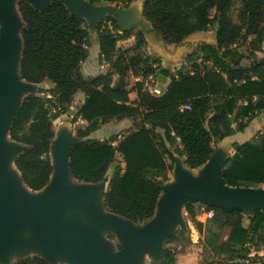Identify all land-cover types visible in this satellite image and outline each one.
Masks as SVG:
<instances>
[{
  "label": "trees",
  "instance_id": "obj_1",
  "mask_svg": "<svg viewBox=\"0 0 264 264\" xmlns=\"http://www.w3.org/2000/svg\"><path fill=\"white\" fill-rule=\"evenodd\" d=\"M130 1L122 0V5ZM114 2L117 0H89L92 5ZM17 7L24 23L20 32V77L32 83L52 84L23 97L8 129L10 139L25 145L14 157V165L33 191L49 182L54 120L77 91L85 95L77 110L85 125L76 130L77 136L85 137L112 120L138 118L133 123L135 128L120 138L115 133L107 138L80 140L68 153L71 177L107 182L102 192L105 208L133 222L154 215L161 191L155 176L170 167L167 159L174 162L176 155L186 166L198 167L210 158L215 142L243 131L258 112L264 111V0H143L144 18L160 40L178 48L173 54L153 44L148 47L152 53H133L132 48L147 47L140 30L134 33L132 46L118 47L117 41L129 36L130 31L120 32L116 20L106 15L97 22L96 34L98 59L109 69L87 77L80 72L87 57L85 20L62 0H50L42 10L27 0H18ZM243 40H248V56L237 47ZM180 46H188L190 51ZM163 58L168 64H184L172 73L173 65L162 66ZM244 58H250V63L242 64ZM129 72L142 78L160 73L169 82L156 96L145 88L143 79L128 87ZM131 90L136 92L135 100H130ZM186 104L188 108L183 107ZM231 117L237 118L235 127L230 124ZM232 148L234 152L221 172L226 184L264 189V129L251 140L234 142ZM108 171L111 173L107 177ZM183 203L201 230L194 202L184 199ZM206 209L212 210L213 220L229 227L220 244L225 258L207 264H244L246 254L240 250L245 244L255 236L264 242L260 234L264 232V211L255 208L245 227L240 209L217 205H206ZM173 238L171 234L167 241ZM175 260L174 251L165 246L162 260L150 264H175ZM12 264L64 263H50L31 253Z\"/></svg>",
  "mask_w": 264,
  "mask_h": 264
},
{
  "label": "water",
  "instance_id": "obj_2",
  "mask_svg": "<svg viewBox=\"0 0 264 264\" xmlns=\"http://www.w3.org/2000/svg\"><path fill=\"white\" fill-rule=\"evenodd\" d=\"M27 1L39 10L44 9L50 3V0ZM62 1L74 13L72 10L75 8L68 6L64 0ZM17 2L18 0H0V261L6 260L7 248L12 243V237L23 228H30L31 232L38 237L18 241L17 245L21 249H33V251L17 256L14 261L23 255L35 253L44 257L50 263L131 264L136 255L144 249L157 251V256L162 260L163 248L159 250L160 243L169 236L173 227L180 223L181 220L178 217L177 208L183 204L184 199L199 200L225 209L237 208L241 210V213L243 207L253 208L254 210L264 206V197L257 196L258 191L264 189L227 185L221 176L224 168L217 176L214 175L213 171L202 179L196 180H192L179 172V181L172 186L160 183L161 191L154 212V214L157 212L156 216L153 215L149 218V221L135 229H130L121 223L114 222L123 237L118 251L109 254L100 240H96L94 243L81 241L75 244L64 241L62 233L68 230L69 227L62 225L56 219V214L65 205L84 203L83 194L74 196L65 192L67 180L86 182L77 181L71 177L68 157L71 145L77 141L84 140V137L77 135L73 137V135L71 136V141H68L69 138L63 137L55 142L56 130L54 129V137L49 148L52 173L49 182L43 188L47 185L49 187L44 191V194H42L43 192L40 193L37 198L26 197L24 195L26 192L19 188L18 182L25 188H30L24 184L19 171L14 165V157L25 148V145L10 139L8 129L23 97L28 92L38 90L39 84L25 81L19 74V60L22 52L20 32L24 23L18 10ZM131 2L128 6V12L124 14L123 11L127 7L103 9L102 7L105 8L104 4L92 5L89 1L85 5L89 6L92 13L95 11L93 19L95 28L103 13H108L116 20L118 30L121 32L127 30V28L122 27L119 19L122 17L125 22H131L139 11V2L136 0ZM93 8H102L103 10L97 13L98 10ZM76 9L83 10L81 7ZM112 12L113 14L111 15L110 13ZM142 33L144 35L146 33L153 34L159 45L163 46L168 54H171L167 49V43L158 38L152 27ZM171 46L175 47L174 45ZM6 136L10 143L6 141ZM15 143L21 144L23 148L16 152ZM174 157V163H179L180 158L176 155ZM8 164L14 166L19 174L18 177L10 171L7 167ZM102 183L103 181L97 182V184ZM43 188L35 191H40ZM0 264L2 263L0 262Z\"/></svg>",
  "mask_w": 264,
  "mask_h": 264
},
{
  "label": "crops",
  "instance_id": "obj_3",
  "mask_svg": "<svg viewBox=\"0 0 264 264\" xmlns=\"http://www.w3.org/2000/svg\"><path fill=\"white\" fill-rule=\"evenodd\" d=\"M136 1H138L140 5H139L138 14L135 17V19L128 23L122 20L123 19L122 17L119 19L120 24H122V27H126L127 30L130 31V35L118 40L117 41L118 47L120 46L119 43L125 44L128 41L130 42L128 47L132 46L135 42L134 31L140 30L142 32H146L151 29L149 22L142 15V10H141L142 0H136ZM129 3L126 6L124 5L118 6V8L127 7L123 11V14L128 12V6L132 2L130 4ZM116 8L117 7H114V9ZM72 11L85 19L84 13L82 12L81 9L75 8ZM132 28H134V30H132ZM144 38L147 42V47H142V51L144 52V55H147V53H152L153 51V50L148 49L149 44H153V46L157 48V46H159V43L157 39L154 37V35L151 33H146L144 35ZM132 39L134 40L133 43H131ZM166 45H167L168 51L171 54H173L174 52L178 50V48L176 47H172L171 45H168V44ZM123 48H126V47H123ZM179 49H184L187 52L190 51V47L188 46H181L179 47ZM170 64L173 65L170 67V71L174 73L177 68H179L181 65L184 64V61L170 62ZM170 64H168V61L164 60L163 58L162 66L170 65ZM108 69H109V65L106 62L100 61L98 59V44L96 45L95 56L91 60H88L86 57V59L81 63V66H80V72L82 76L84 77H87L90 75H96L99 73H105L108 71ZM129 74L134 76L135 81H139L143 79L144 86L146 87V89L151 94L156 95V96L160 95L165 90L169 82V78L160 73L150 74L146 76L145 78H142L141 76H135L131 72H129ZM116 77L117 76L114 75V78ZM84 97L85 95L82 91H77L73 96V98L80 99L79 106L84 100ZM129 97H130V100H135L137 97L136 92L134 90H131L129 93ZM259 116L261 117V119L255 125L257 126L256 129L254 131H248L247 128L249 127V124L251 123V121H253L257 117L259 118ZM79 121L82 124L81 127H83L85 125V121L82 120L81 118H79ZM114 122L115 124H118L119 122H124L123 125L118 126V128L115 129L116 132H113L114 134L115 133L117 134V132L121 130V128H124V127L128 128L131 124L130 118H123L120 120H116ZM102 129L103 128H98L97 130L92 131L89 135L85 136L84 139L107 138L108 136H104L101 134ZM263 129H264V111H260L254 116L252 120H250V122L246 125L243 131H235L234 133L227 135L224 138H222L220 141H218L217 142L218 145L215 150V153L212 154V157L206 163L198 167L190 168L184 164L183 158H180L179 164L175 165L174 163V165L172 166V171L174 172V176H172L171 174L170 178H167L164 180H162L161 178L157 176H155V178L159 182H162V184L164 185L172 186L173 184L179 181V177H178L179 172L184 174L186 177L192 180L202 179L205 175H208L210 174V172L212 173L213 171H214V175L217 176L221 172V170L226 167L227 160L232 156L234 152V149L232 148V144L234 142L241 143L247 140H251L258 132H261ZM73 137H76V134H74ZM120 137L121 135L118 134V138ZM14 145L16 148V152L23 148L21 144L15 143ZM10 171L16 177H18L19 174L15 170L13 165H11ZM165 171L169 172L170 170L168 168ZM108 172H107V177L111 173L110 171ZM106 185H107V182H104V181L102 184L91 183V182H76L74 180L66 181V186H65L66 194L74 195V196L83 194L84 203L75 204V205H65L58 210L56 214V219L62 225H66L69 227L68 230L62 233V239L64 241L69 242L71 244H75L81 241H88V242L94 243L96 240H100L101 243L107 249V252L109 254H112L119 250V249L113 250L112 248L113 244H118L121 246L122 241H123L122 234L120 230L116 227L114 222L121 223L130 229H135L137 227L142 226L147 221H149V219H146L141 222H133L115 213L108 211L103 204V197H102V191L104 190V188H106ZM18 186L22 189L23 192H26L24 193L26 197L32 198V199L39 197V194L44 192L49 187V185H47L45 188H43L40 191H31L30 189L25 188L20 182H18ZM257 196L264 197V190L258 191ZM193 202L194 203L201 202L204 204V206L209 205L199 200L193 201ZM259 209L264 211V206L259 207ZM252 210L253 208H247V207L242 208V215H243L242 223L245 227L248 226L250 218L252 217ZM177 211H178V217L180 218L181 221L180 223H177L173 227V229L171 230L169 234V236L173 234L174 238L170 241H167L169 236L163 239V241L160 243L159 250L167 246V244H170L173 241H176V236L180 235L179 233L181 231L185 232L186 223L182 218V212H185L186 216H189V215L184 208V203L177 208ZM208 212L212 215V210L206 209L205 207L197 215L198 220L202 222L201 230H199L197 226L194 225L193 221L189 218V222H192V224L190 225L191 226L190 235L197 236L198 238L202 240L201 243H199V241L197 243V241H195L197 239H194L193 237H191L189 241L187 242V246L197 249L196 254L198 255L197 256L198 259L196 260V262L192 264H207L209 262H214V261L222 260L225 258V255L220 252V244L223 240L226 239L228 232H229V227L224 226L220 222L213 220L212 217L209 214H207ZM154 215L156 216L157 212ZM207 226L211 228L216 227V229L218 230L217 239H216L217 241H213L214 239L212 240V239L207 238ZM192 229H195V235L193 233L194 230ZM176 230H179V231L177 232ZM260 234L264 236V232L263 233L261 232ZM37 237H38L37 235L31 232L30 228H27V229L23 228L22 230L17 231L14 234V237H12L13 239L11 240L12 243H10L9 247L7 248L8 251L6 254V260H1L0 262L2 264H11L17 256L23 253H26V252H22L16 255L14 254L15 256L11 260H9V257L11 255L10 251L13 250V248L17 245V242L20 240H23V241L30 240V239H34ZM190 240H192V243L190 242ZM255 241L258 242V239L256 238V236L254 237L253 240H250L249 242H247L243 250L241 249L240 251L247 255L248 253H253L255 251H261L262 249H264L263 241L259 240L261 243L259 246H257L258 243L256 244ZM175 243L176 242L172 243V245H168V247H170L174 252L176 251L175 253V257H176L179 253H181V251L179 249L175 250V247L177 246ZM24 251H33V249H28ZM261 252L264 253V251H261ZM160 260L161 259L157 256V251H153L151 249H144L136 255V257L134 258L131 264H150L151 262H157ZM176 261L177 260H175V264H179L178 263L179 260L177 261V263ZM180 261L182 262L184 260L181 259ZM242 261L244 262V264H258V263L246 261L245 259H243ZM63 262H69V261H63ZM70 263L74 264L73 262H70Z\"/></svg>",
  "mask_w": 264,
  "mask_h": 264
},
{
  "label": "rangeland",
  "instance_id": "obj_4",
  "mask_svg": "<svg viewBox=\"0 0 264 264\" xmlns=\"http://www.w3.org/2000/svg\"><path fill=\"white\" fill-rule=\"evenodd\" d=\"M65 3L68 5V6H71L73 8H83L82 12L84 13L85 11V14H84V17H85V26H86V29L88 31V38H87V41H88V45H87V59L88 60H91L94 56H95V51H96V45L98 44L97 41L98 39L96 38L97 35H96V28L93 23V19L95 17V11L94 13H92V11L89 9V6H86L85 4L88 2L87 0H64ZM118 2L116 3H110V4H104L105 5V8L102 7L103 9H107V8H113V7H117L118 6H122V1L121 0H117ZM238 5L236 4L233 8V17L234 19H236V9H237ZM100 8H93L94 10H98L97 13H100V11H102L103 9ZM113 14V12L111 13V15ZM106 15H109L108 13H103V15L100 17L103 18L104 16ZM91 17V18H90ZM90 18V20H89ZM109 24V22H108ZM132 30H134V28H132ZM90 32V33H89ZM91 32H94L91 34ZM136 31H134L135 33ZM210 32H213L210 31ZM209 32V33H210ZM133 39L131 40V43H133ZM129 41L126 42L125 44H122V43H119V47L123 48V47H128L129 45ZM239 51L244 53L246 56H248V54L250 53V49H249V46H248V40H243L239 43V45L237 46ZM132 52L133 53H139L140 55H143L144 56V52L142 51V49H135V48H132ZM260 55V54H258ZM251 59L250 58H244L242 59L241 63L242 64H248L250 63ZM84 70V69H83ZM127 82H128V87H131L133 84H134V76H132L131 74H128L127 75ZM52 84L48 81H44L42 83L39 84L38 86V90L41 89V88H49L51 87ZM35 87V86H33ZM146 88V87H145ZM79 103H80V99L79 98H73L68 104H66L65 106V111L63 113H61L59 115V117L57 119L54 120V129L56 130V136H55V142L63 137H67L69 138L68 141H71L72 137L74 134H76V130L79 129V127L82 126L81 122L79 121V118L77 116V110H78V107H79ZM214 109V106H211L210 107V111H212ZM261 119V117L259 116V118H255L253 121H251V123L249 124V127L247 128L248 131H254L256 129L257 126H255L259 120ZM131 120V124L128 128H121V130H119L117 132V134L119 135H124L127 133V131L129 130H132L134 129V121L135 123L138 121V118H136L135 120L130 118ZM115 120H112L106 124H104L103 126H101L100 128H103L102 129V132L101 134L104 135V136H110L112 134H114L113 132H116L115 129L118 128V126H121L123 125L124 122H119L118 124H115L114 122ZM236 122H237V118L236 117H231L230 118V124L232 127H235L236 125ZM83 123V122H82ZM84 124V123H83ZM156 133L158 135H160V130H156ZM242 133V132H241ZM100 135V134H98ZM6 141L8 143H10V140L8 139V137L6 136ZM54 142V143H55ZM217 142L214 143V146H213V152L215 153V150L217 148ZM53 152V150H52ZM117 158L119 159L118 155H117ZM167 163L170 165L169 167V172L167 171H164L162 172L161 174H156L157 177L161 178L162 180L164 179H167V178H170L171 174L172 176H174V172L172 171V166L174 165V162H172L170 159H167ZM179 163L175 164V165H178ZM109 174V172H108ZM162 184V182H160ZM206 206H204L203 203L201 202H195L194 203V213L196 215L199 214L200 211H202ZM182 218L183 220L185 221L186 223V227H185V232L181 231L178 235L176 236V241H173L172 243L176 242L175 244L177 245L175 247V250L176 249H179L181 251V253H179L177 256H176V260L178 261L179 260V264H192L194 262H196V260L198 259L197 258V249L196 248H193V247H189L187 246V242L189 241V239L191 237H193L194 239H197L195 241H199V243H201V239L198 238L197 236H191L190 233H191V224L192 222H189V216H186V213L185 212H182ZM191 219V218H190ZM197 219V217H196ZM196 222V220H194ZM193 221L194 225L196 226L195 222ZM194 228V227H193ZM183 229V228H182ZM194 230V235H195V229H192ZM177 232L179 230H176ZM217 229L216 227H208L207 226V238L209 239H214L213 241H217ZM199 239V240H198ZM190 242L192 243V240H190ZM189 242V243H190ZM172 243L170 244H167L168 245H172ZM255 243L257 244V246H259L261 243L260 241L258 240L255 241ZM120 245L118 244H113V250L115 249H120ZM23 248V247H22ZM183 251V253H182ZM22 252H26V253H29L31 251H24L23 249H21L18 245H16L13 250L10 251V257H9V260H11L16 254H19V253H22ZM176 253V251L174 252ZM15 254V255H14ZM181 259H183L184 261H180ZM176 261V263H177ZM259 264H264V259H261Z\"/></svg>",
  "mask_w": 264,
  "mask_h": 264
},
{
  "label": "built area",
  "instance_id": "obj_5",
  "mask_svg": "<svg viewBox=\"0 0 264 264\" xmlns=\"http://www.w3.org/2000/svg\"><path fill=\"white\" fill-rule=\"evenodd\" d=\"M183 107L188 108L189 106L186 104ZM207 214L212 216L209 212ZM261 251H264V249H262ZM261 251H255L253 253H248L246 255L245 260L259 264L260 260L263 259V257H264V253H262Z\"/></svg>",
  "mask_w": 264,
  "mask_h": 264
},
{
  "label": "bare ground",
  "instance_id": "obj_6",
  "mask_svg": "<svg viewBox=\"0 0 264 264\" xmlns=\"http://www.w3.org/2000/svg\"><path fill=\"white\" fill-rule=\"evenodd\" d=\"M9 169H10V167H11V165L10 164H8V166H7ZM12 169V168H11ZM20 188V187H19ZM21 189V188H20ZM22 190V189H21ZM44 193V192H43Z\"/></svg>",
  "mask_w": 264,
  "mask_h": 264
}]
</instances>
